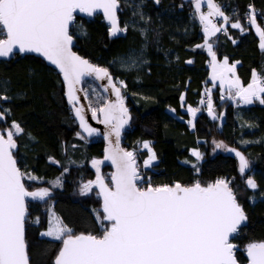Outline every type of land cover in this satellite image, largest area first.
Wrapping results in <instances>:
<instances>
[{
    "label": "trees",
    "instance_id": "trees-1",
    "mask_svg": "<svg viewBox=\"0 0 264 264\" xmlns=\"http://www.w3.org/2000/svg\"><path fill=\"white\" fill-rule=\"evenodd\" d=\"M118 1L125 37L109 38L101 15L73 16L69 33L75 39L73 50L106 68L122 92L128 109L122 147L133 151L140 169L148 156L145 147L154 153L156 163L144 167L146 180L139 189H171L175 184L190 187L197 179L205 189L219 181L226 183L246 219L232 239L236 261L246 264V251L264 245V86L258 83L260 92L251 104L219 103L215 100L217 88L210 94L212 117L195 109L210 84L211 56L201 45L203 26L210 25L209 20L204 24L195 4L184 0ZM211 1L222 5L229 16L223 21L225 31L212 43L214 52L237 62L240 87L258 77L264 84V46L255 31V27L261 31L264 42V0ZM253 2L259 11L250 27L241 15ZM208 5L213 9L212 3ZM4 38L0 25V41ZM82 87L90 107L104 105L106 96L93 82L86 80ZM191 110L196 111L192 123ZM0 112L4 115L0 133L13 135L11 154L24 188L33 196L25 201L23 239L28 262L57 264L70 235L59 240L41 236L50 210L71 229V237L102 238L113 225L100 210L95 187L88 193L82 191L85 184L111 171L101 165L103 139L80 133L60 75L32 55L0 60ZM200 146L203 159L197 177L194 151ZM57 179L60 182L53 186ZM249 179L254 180L255 188L249 187ZM41 189H47L49 195L35 197L33 193Z\"/></svg>",
    "mask_w": 264,
    "mask_h": 264
},
{
    "label": "water",
    "instance_id": "water-1",
    "mask_svg": "<svg viewBox=\"0 0 264 264\" xmlns=\"http://www.w3.org/2000/svg\"><path fill=\"white\" fill-rule=\"evenodd\" d=\"M119 6L118 0H0L5 33L0 60L32 55L56 70L80 133L103 139L101 165L112 173L109 185L99 176L94 184L100 210L113 225L102 238L66 240L56 263L239 264L232 239L246 219L226 183L207 189L175 184L171 190H140L135 184L140 178L136 161L121 144L128 127L122 92L106 68L73 50L75 39L69 33L73 16L101 15L108 37H120ZM86 80L106 96L99 112L91 111L87 102ZM13 144L12 134L0 133V264H29L24 218L25 201L33 196L23 186ZM245 255L246 264H264V245L250 247Z\"/></svg>",
    "mask_w": 264,
    "mask_h": 264
},
{
    "label": "rangeland",
    "instance_id": "rangeland-1",
    "mask_svg": "<svg viewBox=\"0 0 264 264\" xmlns=\"http://www.w3.org/2000/svg\"><path fill=\"white\" fill-rule=\"evenodd\" d=\"M186 1L189 3L198 1L199 2L198 4H200V6L203 3L202 0H186ZM204 1L211 2L210 0H204ZM194 4L197 8V6H198L197 2H195ZM199 8H201V7H199ZM255 31L257 32V35L260 38V46L263 47L264 42H263L262 33L257 27H255ZM206 49H208V48H206ZM207 51L210 54L209 50H207ZM236 66H237V62L231 61L226 57L220 58L218 56H215L214 53H212L211 64L209 67L208 79H209L210 84L208 85V93H211L212 90L214 91L217 88H219L220 93H227L228 95L231 92L240 90L241 87H240L239 81L236 77ZM254 82L257 84L259 83L261 86H264L262 79H260V78L255 79ZM232 95H233V101L234 102L240 101V103L243 105H248V104L252 103V99H245L242 97L241 100H239L240 96L237 94V92H235ZM121 97H122V95H121ZM209 107H210L209 111H207V112L212 117L213 116L212 111L214 108H213V106H209ZM194 108L200 109L198 107L196 108L195 106H194ZM90 109L93 112H99V110L101 108H99L98 105H94V106H91ZM195 112H196L195 110L190 111V118H189L190 123H192L194 120V117L196 115ZM221 116H222V113H221ZM221 116H220V118H221ZM145 148L148 151V156L146 157V159L142 163L143 168L144 167H146V168L150 167L152 164L156 163V158L154 156V153L150 149V147H148V145H147ZM224 151L226 152V150H224ZM194 152H195V154H197V158H201V160L203 159V149H196V151H194ZM97 168H98V166H97ZM107 173L104 174L103 177H101V178L106 180L105 176L107 175ZM59 182H60L59 179H57L56 181H54L52 183V185L57 186V184ZM94 183H95V180L90 182V183L85 184L83 186V189H82L83 193H88L92 187H95ZM247 183H248L250 188H255V182L253 179H249L247 181ZM203 185L205 186L204 183H203ZM137 188L139 189V187H137ZM167 189H169V188H167ZM171 189H169V190H171ZM37 193L42 194V196L37 195ZM33 195L37 198H44L47 195H49V191L47 189H41V190L34 192ZM94 196H98L97 192L94 194ZM73 234L74 233L71 231V229L69 227L63 225L61 223V221L58 219V217L50 210L49 211V222H48L47 229L41 233V236L45 237V238H49V239H58L59 240V239L65 238V236L67 237L68 235H70V238L77 237V236L71 237ZM70 238H68V239H70ZM68 239L65 238L64 242Z\"/></svg>",
    "mask_w": 264,
    "mask_h": 264
},
{
    "label": "built area",
    "instance_id": "built-area-1",
    "mask_svg": "<svg viewBox=\"0 0 264 264\" xmlns=\"http://www.w3.org/2000/svg\"><path fill=\"white\" fill-rule=\"evenodd\" d=\"M184 1H186V0H184ZM195 2H198V1H195ZM195 2H192V3H195ZM211 2H212L213 8L216 10L217 13L212 14L211 7L201 4V6L199 5V7H201V8H198V15H199L200 20L203 21L204 24H205L206 20H209V24L212 25V27H214L216 29V31L212 34L213 42H216L218 35L225 31V24L223 21H227L229 19V16H227L225 14L222 5H220L218 2H213V1H211ZM119 10H121L120 6H119L118 11ZM257 13H258V5H257V3L253 2L250 5H248L246 10L242 13L241 19H242V21H244V23L247 26L251 27L254 24L255 16L257 15ZM120 29H121V37H125L126 28L120 26ZM213 53L215 54L214 50H213ZM258 78H260V77H258ZM260 79H262V82H263V78H260ZM228 99H229V97H227L225 94H220L218 96V98H216V100L218 102H223V101L228 100ZM211 103H212V98H211L210 94L208 92L204 91L203 94L201 95V97L197 100L195 107L203 109L204 111H208L210 108L209 106H211ZM122 142H123V139L121 141V144H122ZM127 152H129L131 155L133 154L132 150H128ZM201 162H202L201 158H198L197 164L194 166L195 167V170H194L195 175L197 177H200V175H201ZM141 170L142 171L138 172V175H137V176H140V178L137 180H134L137 187H140V185H142L146 180V174L144 172V168H142ZM111 176H112V173L108 172L107 175L105 176V179L110 181ZM194 184L197 188L204 189V185H203L202 180L197 179V180H195Z\"/></svg>",
    "mask_w": 264,
    "mask_h": 264
},
{
    "label": "crops",
    "instance_id": "crops-1",
    "mask_svg": "<svg viewBox=\"0 0 264 264\" xmlns=\"http://www.w3.org/2000/svg\"><path fill=\"white\" fill-rule=\"evenodd\" d=\"M202 1L206 5H208V3H209V2L204 1V0H202ZM212 10H213V13H215L214 8ZM214 31H215V29L208 24L204 28L205 39L201 43V45L203 46V48L205 50H209V52H211V50H212L211 34H213ZM205 47L208 49H206ZM254 81L255 80L253 79L249 84L245 85L244 87H241L240 90L235 91L240 96L239 100H241L242 97L245 99H252V100L257 99L258 94L260 92V88H259V85L257 83H255ZM199 149H202V146H200Z\"/></svg>",
    "mask_w": 264,
    "mask_h": 264
},
{
    "label": "bare ground",
    "instance_id": "bare-ground-1",
    "mask_svg": "<svg viewBox=\"0 0 264 264\" xmlns=\"http://www.w3.org/2000/svg\"><path fill=\"white\" fill-rule=\"evenodd\" d=\"M211 1V0H210ZM199 2H197V4H198ZM210 3H212V2H209L208 4H210ZM199 5L200 4H198V6H197V8H199ZM202 5H206V4H204V3H202ZM206 6H209V5H206ZM209 7H211V6H209ZM215 10V9H214ZM258 11H259V9H258ZM212 12H213V10H212ZM207 25H204L203 26V30H204V28L206 27ZM211 39H212V34H211ZM212 43H213V45H214V42H213V39H212ZM213 47H212V50H211V52H210V55H211V59H212V53H213ZM216 54V53H215ZM215 56H217V54L215 55ZM210 64H211V60H210ZM257 79V78H256ZM205 91L206 92H208V87L205 89ZM209 94H211V93H209ZM220 94H225L227 97H229V99L228 100H225V101H233V95L232 94H227V93H218V96L220 95ZM218 96L216 97V98H218ZM216 98H215V100H216ZM224 102V101H223ZM219 103H222V102H219ZM211 106H213V101H212V103H211ZM213 108H214V106H213ZM209 111V110H208ZM205 112H207V111H205ZM133 157V156H132ZM136 164H137V162H136ZM141 168H143V167H141ZM137 171L138 172H140V171H142L140 168H138V165H137ZM194 174H195V171H194ZM192 186H195V184H193ZM196 187V186H195ZM204 188H205V186H204ZM149 189V188H148ZM152 189V188H151ZM153 190H156V189H153Z\"/></svg>",
    "mask_w": 264,
    "mask_h": 264
},
{
    "label": "clouds",
    "instance_id": "clouds-1",
    "mask_svg": "<svg viewBox=\"0 0 264 264\" xmlns=\"http://www.w3.org/2000/svg\"><path fill=\"white\" fill-rule=\"evenodd\" d=\"M105 181V180H104Z\"/></svg>",
    "mask_w": 264,
    "mask_h": 264
}]
</instances>
